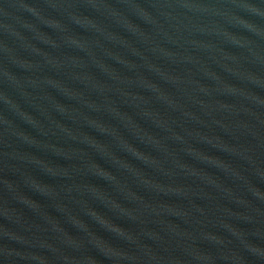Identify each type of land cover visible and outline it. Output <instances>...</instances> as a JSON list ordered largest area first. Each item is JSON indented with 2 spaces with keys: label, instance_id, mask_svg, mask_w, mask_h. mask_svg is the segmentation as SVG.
<instances>
[{
  "label": "water",
  "instance_id": "water-1",
  "mask_svg": "<svg viewBox=\"0 0 264 264\" xmlns=\"http://www.w3.org/2000/svg\"><path fill=\"white\" fill-rule=\"evenodd\" d=\"M0 264H264V0H0Z\"/></svg>",
  "mask_w": 264,
  "mask_h": 264
}]
</instances>
